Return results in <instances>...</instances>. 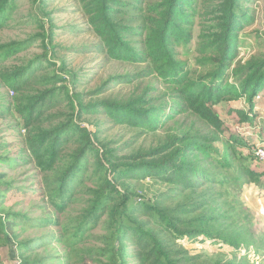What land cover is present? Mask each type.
Segmentation results:
<instances>
[{"label": "trees", "instance_id": "1", "mask_svg": "<svg viewBox=\"0 0 264 264\" xmlns=\"http://www.w3.org/2000/svg\"><path fill=\"white\" fill-rule=\"evenodd\" d=\"M11 1L0 0V25L7 18ZM33 1L40 4L43 18L49 17L44 1ZM76 1L98 38L96 49L106 60L145 65L138 72L109 76L93 93L77 88L75 75L68 74L73 85L70 93L64 76L70 69L64 60L54 69L56 62L51 59L55 55L51 19L47 20V30L41 22L42 30L37 34L45 51L52 49V55L49 50L43 54L50 72L36 78L32 77L31 62L5 66L4 58L17 52L20 44L0 45V86L12 91L9 99L0 94V104L3 113L15 116V122L24 129L22 151L42 175L48 214L38 225L58 227V235L46 230L37 237L21 238L17 228L37 219L6 210L0 213V248L16 244L21 264H57L50 252L55 247L52 241L62 245L65 252L58 264H80L88 255L94 257L95 264H132L125 245L130 233L136 245L131 254L138 264H249L245 253L244 258L231 261L188 256L182 248H172L162 235L144 228L137 214L152 216L175 238L203 235L235 252L242 246H253L251 214L243 194L252 186L249 199L262 204L257 193H262L264 173L251 167V154L239 150L244 138L231 134L222 139L225 123L215 107L243 97L252 111L253 98L264 90V54L251 56L230 69L242 16L239 0ZM196 23L201 25L198 56L192 66L178 56L173 44H187ZM144 76L161 85L148 81L127 97L101 93L114 81L131 83ZM63 90L69 111L60 114V119L57 112L45 115L47 99H57ZM230 111L247 120L243 111ZM100 113L112 125L134 129L136 137L160 131L163 136L148 147L121 154L119 142L101 140L96 132L81 125L83 114ZM55 116L57 122L50 120L44 125L47 118ZM69 143L74 147L62 153ZM122 144L129 148L132 139ZM8 160L0 154V162ZM2 176L0 172V186L6 184ZM144 177L170 185L182 199L173 206L158 201L132 204L135 194L126 180ZM97 189L110 198L105 206L96 202ZM91 227L102 228V232L95 237L99 245L89 247L86 241L91 237Z\"/></svg>", "mask_w": 264, "mask_h": 264}, {"label": "rangeland", "instance_id": "2", "mask_svg": "<svg viewBox=\"0 0 264 264\" xmlns=\"http://www.w3.org/2000/svg\"><path fill=\"white\" fill-rule=\"evenodd\" d=\"M43 1L44 9L49 12V17L44 16L43 18L40 4L33 0H12L8 5L11 8L6 11L5 16L7 18L0 25V45L15 41L20 44V47H18L17 52L7 55L2 64L14 66L31 62L34 67L32 77L35 75L36 78L39 74L50 72L51 69L48 67L43 54L49 50V54L52 55V49L49 48L45 51L41 39L37 35L42 30L40 27L42 21L46 30L48 29L47 20L49 18L54 24L52 43L55 55H52L51 59L56 62L54 69L57 70L61 60H64L67 68L70 69L67 75L61 72L65 76L70 93L73 85L68 74L75 75L77 88L83 87L84 91L93 93L111 75L126 72L134 73L143 69L144 63L134 64L127 61L106 60L105 55L96 49L98 38L87 24L85 15L81 12L76 0ZM196 1L201 3V0ZM239 8L241 10L239 14L242 16L247 14L248 17L243 19L241 16L236 30L237 47L230 62V69L243 64L251 56L264 54V0H239ZM201 23H196L192 27L187 44L182 41L173 44L178 56L192 66L195 65L198 56L196 47ZM205 24L208 25V22ZM39 58L41 61L38 60ZM36 60L38 61L36 62ZM148 81L158 87L161 85L155 82L151 76H144L131 83H116L114 81L109 88L104 87L101 93L105 96L127 97L129 93L140 90L142 85L148 83ZM49 86L51 84L46 87ZM64 91L59 92L57 99L54 97L47 99L46 105L49 104V107L45 115L57 112L56 116H60V119L62 118L60 114L69 111L67 101L64 99ZM0 94H6L9 99L12 96V91L0 86ZM83 97L88 98L86 94ZM253 104V110L249 111L248 103L242 97L238 100L220 102L215 107L225 123V132L221 135L222 139L227 140L231 134L244 138L245 144L239 146V150L251 154L252 156L249 155L251 167L257 172L264 173V161L255 156L257 146L264 145V90L253 98ZM230 110L243 111L247 116V120H243L241 114ZM56 116L53 119L47 118L44 125H47L50 120L57 122L59 119ZM14 119L15 116L12 114L3 113L1 103L0 144L2 147L0 148V154L9 157L10 160L0 162V172L3 174L1 180L6 182V184L0 186V213L3 214L6 210H10L26 214L33 220L37 219L23 223L17 228L21 238L23 236L37 237L46 230H52L58 235L56 225L52 224L46 227H39L38 225L39 220L48 214V209L45 207L46 201L43 199L42 194V175L26 156L28 153L22 151L24 129ZM80 120L81 125L91 132H96L99 139L114 143L119 142L121 154L136 150L139 147H148L163 136V132L160 131L158 134H141L136 137L134 129L124 125H112L102 113L83 114ZM127 139H132L133 143L127 145L129 148L122 144ZM73 147L74 145L69 143L62 153L71 150ZM126 181L130 190L135 194V196H132L134 199L132 204L158 201L166 206H173L175 202L182 199V195H177L170 185L151 177L129 178ZM251 187L248 186L244 192L243 201L251 214L249 230L252 232V241L250 242L253 246H242L239 252H235L232 247L222 245L213 241V239L205 238L203 235L192 239L188 237L175 238L173 235L168 234L161 224L155 222L152 216L140 212L137 214L139 219L144 222V228H149L153 232L162 235L172 248L180 247L187 252L188 256L197 255L200 256V260L222 258L224 261H231L236 258H244L242 254L245 253V262L264 264V196L260 195L262 193L264 195V177L261 178L260 182L262 193H257V196L262 198V204L251 202L249 199V195L253 190ZM96 193V202L101 201L103 206L108 204L110 198H106L105 191L97 189ZM75 207L77 210L78 206L75 205ZM101 232L102 228L91 227V237L86 241L89 247L99 245L95 241V237ZM51 243L55 247L50 252L55 255L56 261L54 262L58 264L65 252L62 245L53 241ZM125 245L127 260L132 264H138L137 258L131 254L135 252L136 245L130 233H128ZM41 254H44V251H41ZM79 258V256H76L75 260L79 261ZM0 264H21L16 244H13L12 247L3 246L0 248ZM80 264H95L94 257L88 255Z\"/></svg>", "mask_w": 264, "mask_h": 264}, {"label": "built area", "instance_id": "3", "mask_svg": "<svg viewBox=\"0 0 264 264\" xmlns=\"http://www.w3.org/2000/svg\"><path fill=\"white\" fill-rule=\"evenodd\" d=\"M255 156L264 161V145L257 146Z\"/></svg>", "mask_w": 264, "mask_h": 264}]
</instances>
